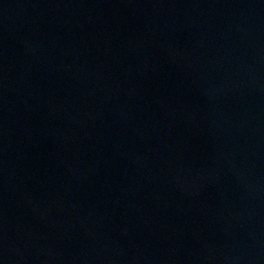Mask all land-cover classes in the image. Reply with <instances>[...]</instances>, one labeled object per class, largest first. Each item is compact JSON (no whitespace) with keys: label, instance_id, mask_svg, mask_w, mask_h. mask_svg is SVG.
<instances>
[{"label":"water","instance_id":"water-1","mask_svg":"<svg viewBox=\"0 0 264 264\" xmlns=\"http://www.w3.org/2000/svg\"><path fill=\"white\" fill-rule=\"evenodd\" d=\"M204 0H0V264H125Z\"/></svg>","mask_w":264,"mask_h":264}]
</instances>
